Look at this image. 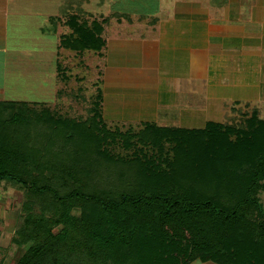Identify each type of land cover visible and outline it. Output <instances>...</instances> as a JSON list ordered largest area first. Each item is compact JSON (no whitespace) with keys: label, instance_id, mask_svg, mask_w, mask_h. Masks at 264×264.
<instances>
[{"label":"trees","instance_id":"16d2710c","mask_svg":"<svg viewBox=\"0 0 264 264\" xmlns=\"http://www.w3.org/2000/svg\"><path fill=\"white\" fill-rule=\"evenodd\" d=\"M72 28L64 48L104 47L99 25ZM99 100L85 120L0 103V185L25 196L16 264H264V119L121 132Z\"/></svg>","mask_w":264,"mask_h":264},{"label":"crops","instance_id":"0c3cea01","mask_svg":"<svg viewBox=\"0 0 264 264\" xmlns=\"http://www.w3.org/2000/svg\"><path fill=\"white\" fill-rule=\"evenodd\" d=\"M51 2L0 0V103L50 106L49 97L82 88L73 69L98 59L92 88L109 130L204 129L252 112L264 119V0ZM76 24L99 25L104 47L93 57L63 47Z\"/></svg>","mask_w":264,"mask_h":264},{"label":"rangeland","instance_id":"374dc122","mask_svg":"<svg viewBox=\"0 0 264 264\" xmlns=\"http://www.w3.org/2000/svg\"><path fill=\"white\" fill-rule=\"evenodd\" d=\"M56 4L58 7L59 3L57 1ZM87 54H85L86 57L87 56L93 57L94 52L88 51ZM68 63L70 64V62ZM100 63L101 62L98 59H94L89 63L88 69L80 68L81 70L78 69L77 71V69H73L71 71L72 75L78 73L85 78L84 82L81 84L82 88L80 89V90L84 89L83 91L79 90V92H77L76 91L77 89H72L70 90L71 92H69V95L62 96V98L59 99L60 101L54 100L55 102H52L49 97L48 103L51 102L49 103L50 106L47 105L41 107L34 106V109L36 111H39L41 109H47L53 113L56 112L58 116L67 117L69 119L72 118L75 120H85L86 118L90 117L91 116L90 109L92 108L91 102L92 100H94V96L96 94V89L92 88V85L95 81L97 82V80H100L99 77V73L101 71ZM96 65L98 66V68H95ZM66 67L68 68L69 66ZM50 74H52V72ZM72 84H74L75 85L74 88H76L75 80L74 82H72ZM20 100L27 101V99L25 98ZM28 100L30 102L41 101V100L44 101V99H41V97H34ZM238 122L239 121H237V123ZM138 148H140V146L136 144L134 148L130 149L129 151H125L122 149L120 144H112L109 150L111 151V153H113L116 156L119 155L126 158V157H130L132 153L136 151ZM169 148H170L169 144H164L165 152H167ZM146 153L148 155L154 154V152L148 148L146 150ZM24 201H25L24 191L21 189L20 186L9 183H2L0 185V218L2 217L4 219V222H7V223H3L2 225V227H4L2 231L7 232L4 233V235L10 236L11 232L16 228L19 221L21 220V215L23 213L21 206ZM262 201L264 202V193L262 195ZM74 213L77 214L78 212L75 211ZM12 226H13V230H11ZM8 236H5L2 240H0V258L2 259L1 264H16L17 259L23 254V249L14 247L13 244L9 242Z\"/></svg>","mask_w":264,"mask_h":264}]
</instances>
